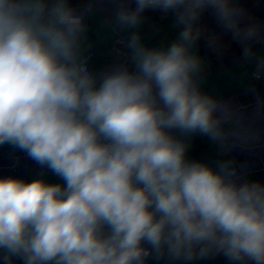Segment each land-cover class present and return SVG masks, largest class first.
Segmentation results:
<instances>
[{
  "label": "clouds",
  "instance_id": "9594fccd",
  "mask_svg": "<svg viewBox=\"0 0 264 264\" xmlns=\"http://www.w3.org/2000/svg\"><path fill=\"white\" fill-rule=\"evenodd\" d=\"M135 3L117 4L119 27L159 8L176 10L184 28L167 49L132 33L137 71L117 65L98 78L83 56V16L68 0H0V146L64 182L0 177L3 264H146L153 254L264 264V184L238 182L231 161L214 169L188 159V145L171 134L224 141L234 117L201 90L192 51L201 12L212 8L234 38L252 39L258 27L241 29L243 10L231 0ZM254 55L244 47L245 59ZM253 76L264 77V58Z\"/></svg>",
  "mask_w": 264,
  "mask_h": 264
},
{
  "label": "crops",
  "instance_id": "0c3cea01",
  "mask_svg": "<svg viewBox=\"0 0 264 264\" xmlns=\"http://www.w3.org/2000/svg\"><path fill=\"white\" fill-rule=\"evenodd\" d=\"M71 0H68L70 6ZM121 0H91L86 4V33L83 41V56L88 71L99 76L117 65H123L130 72H136L132 50L128 41L132 33H138L141 43L150 49H167L177 41L182 24L177 15L161 9L147 8L141 13L140 23L134 28L119 27L116 24L117 4ZM129 10L136 8L135 0H122ZM51 4L52 0H46ZM255 55L214 69L205 54L195 43L192 51L202 60L203 78L201 90L224 102L233 111L234 117L224 127L229 135L224 141H213L206 135L193 133L182 135L173 130L172 135L188 145L186 157L208 163L214 169L219 162L231 161L236 169L238 182L259 181L264 184V77L256 79L257 60L264 58V42L251 48ZM99 84V79H98ZM97 84V86H98ZM0 177H15L25 181L44 179L47 183L63 181L46 167H41L26 153L10 145L0 146ZM144 246L150 247L147 244ZM3 253L0 252V256ZM146 264H234L222 254L209 255L191 261L172 260L167 254L157 258L150 255ZM253 264V262H248Z\"/></svg>",
  "mask_w": 264,
  "mask_h": 264
},
{
  "label": "trees",
  "instance_id": "16d2710c",
  "mask_svg": "<svg viewBox=\"0 0 264 264\" xmlns=\"http://www.w3.org/2000/svg\"><path fill=\"white\" fill-rule=\"evenodd\" d=\"M231 2L235 7L243 10L239 18V27L246 29L249 26H257L258 35L247 40L234 38L233 33L223 27L212 8L203 10L194 24V28L200 30V36L195 43L214 69H220L240 59L244 47L253 48L264 42V0H231ZM169 12L177 15L176 10ZM182 27L184 28V25Z\"/></svg>",
  "mask_w": 264,
  "mask_h": 264
},
{
  "label": "built area",
  "instance_id": "2783aa9c",
  "mask_svg": "<svg viewBox=\"0 0 264 264\" xmlns=\"http://www.w3.org/2000/svg\"><path fill=\"white\" fill-rule=\"evenodd\" d=\"M91 0H71L70 7L74 9L77 14H82L83 16V23L85 24L87 18V8L86 4L89 3ZM154 9V8H152ZM159 9V8H155ZM254 73V72H253ZM146 247V246H144ZM147 248V247H146ZM0 264H3V260L0 259ZM12 264H24L23 260L13 257Z\"/></svg>",
  "mask_w": 264,
  "mask_h": 264
}]
</instances>
